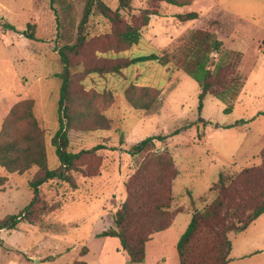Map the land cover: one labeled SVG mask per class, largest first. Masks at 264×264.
Segmentation results:
<instances>
[{
    "label": "rangeland",
    "instance_id": "obj_1",
    "mask_svg": "<svg viewBox=\"0 0 264 264\" xmlns=\"http://www.w3.org/2000/svg\"><path fill=\"white\" fill-rule=\"evenodd\" d=\"M102 1L113 11L119 8V0ZM60 2L63 4H56V8L62 26L57 28L50 0H0V111L17 96L21 98L13 102L11 110L20 102L34 101V115L46 130L51 170L59 167L50 145L58 130L61 81L56 75L63 72L59 50L76 42L87 0ZM131 7V12L121 11L119 30L139 21L146 11L158 15L151 16L148 26L142 28L137 45L118 54H102L118 49L119 42L113 27L94 14L88 25L87 45L74 63L92 64L99 62V57L136 60L162 52L170 55L172 63L163 66L153 60L139 61L121 76L93 74L82 84L75 79L79 102L73 111L88 116L77 123V129L68 131V151L76 154L100 145L105 149L83 155L79 172H69L67 182L55 180L40 188V204L29 221L22 216L17 229L1 233L0 264H73L87 247L85 241L92 231L115 227V215L127 200L126 187L131 179L151 175L154 167L144 165L151 163V157L166 153L178 171L172 186V210L183 213L177 215L161 254L150 251L148 262L143 264H178L172 241L185 233L192 215L212 201L213 196L207 193L219 174L236 175L260 165L259 155L264 148V0H194L185 7L158 0H133ZM192 12L199 15L196 21L181 22L177 18ZM8 24L18 33L8 30ZM29 24L35 26L36 41L21 34ZM199 29L216 34L225 49L243 53L238 69L242 79L239 96L224 104L209 95L201 112L199 84L178 71L173 61L174 56H182L184 42L192 31ZM82 71L81 67L72 68L71 74L82 78ZM25 90L30 93L27 99L22 98ZM127 91L132 97L145 96L148 100L158 94L157 110L133 108ZM229 106L233 111L227 114L224 110ZM99 115L110 121V130L90 131ZM235 124L239 125L232 126ZM22 127L23 124L19 128ZM175 131L179 133L172 139L156 141L144 154L130 155L133 145L150 137L170 136ZM37 172V167L24 175L7 172L12 175L9 184L0 181V187L5 186L0 190V221L20 214L29 205L33 195L29 183ZM78 177L89 179L92 185H84L81 179L82 186L75 191ZM131 189L137 191L138 187L132 183ZM92 209L90 217L77 221L79 215ZM231 242L234 264H264V215L245 233L232 235ZM91 247L95 248V244L91 243Z\"/></svg>",
    "mask_w": 264,
    "mask_h": 264
},
{
    "label": "trees",
    "instance_id": "obj_2",
    "mask_svg": "<svg viewBox=\"0 0 264 264\" xmlns=\"http://www.w3.org/2000/svg\"><path fill=\"white\" fill-rule=\"evenodd\" d=\"M61 0H50L51 10L55 13L57 28L62 26L56 4H63ZM133 0H119V8L113 11L102 0H87L83 17L78 27L77 40L73 45H64L59 50L63 72L56 75L61 81L58 98V130L50 140L55 149L59 167L56 170L49 168L48 142L46 130L43 129L35 115L33 100L20 102L12 108L0 132V166L9 174L24 175L33 167L38 168L37 174L30 181L29 187L33 191L32 201L18 215H9L0 221L1 232L15 230L22 223V216L29 221L34 208L40 204V188L55 180L67 182L69 172H79V160L83 155L105 149L101 145L90 151L71 153L68 151L70 140L68 131L77 129V123L88 115H77L73 108L79 99L74 89L75 79L82 82L89 75L101 77L107 75L121 76L123 71L136 62L153 60L163 66L172 63L167 52L153 54L136 60H109L99 57V62L92 64L78 62L74 58L83 53L88 42V25L91 17L98 14L112 27L117 36L118 49H108V52L120 53L131 49L141 40L142 28L148 26L151 16L157 13L144 12L137 22L126 25L119 30L122 23L121 11L131 12ZM176 7L191 5L194 0H158ZM181 22H192L199 18L198 13L178 15ZM10 31L18 33L12 25H5ZM35 26L29 24L22 35L31 41H36ZM98 56V55H97ZM218 58H217V57ZM243 53L227 50L223 41L208 30H194L183 45L181 57H173L174 66L178 71L187 74L200 87L199 111L207 96H213L222 103L234 101L242 89V79L239 67ZM81 67L82 78L71 74L72 68ZM132 86L131 89H135ZM140 91H143L142 89ZM126 97L133 108L146 112H155L158 108V94L155 99L148 100L145 96L132 97L129 91ZM156 103V105H155ZM154 104V105H153ZM153 105V106H152ZM233 107H227L224 112L231 113ZM94 128L90 131H108L110 121L99 115ZM23 124L22 128H19ZM25 125V126H24ZM235 124L232 126H238ZM232 126H228L230 128ZM24 128V129H23ZM85 130V129H81ZM88 131V130H85ZM175 131L170 136H155L133 145L130 155L135 157L144 154L155 142H165L178 134ZM261 163L258 166L247 168L236 175L221 172L218 181L210 188L207 195L213 196L212 201L192 215L191 222L180 237L177 244V253L180 264H231L233 244L232 235L245 233L250 226L264 215V148L260 153ZM147 167H154L151 175L146 178L135 175L127 185V200L115 215V227L103 232L100 237L117 238L122 250L128 255L131 264H143L146 259V246L154 235L167 231L173 226L176 216L182 211H173V182L178 171L173 158L169 154L151 157ZM154 171V173H153ZM153 174V175H152ZM94 177V176H92ZM6 180L1 178L0 181ZM132 183L138 187L132 191ZM192 204L195 201L192 199ZM196 209V208H195ZM88 253L83 248L81 256ZM73 264H88L85 261H75Z\"/></svg>",
    "mask_w": 264,
    "mask_h": 264
},
{
    "label": "crops",
    "instance_id": "obj_3",
    "mask_svg": "<svg viewBox=\"0 0 264 264\" xmlns=\"http://www.w3.org/2000/svg\"><path fill=\"white\" fill-rule=\"evenodd\" d=\"M27 85H28V89H29L30 84H27ZM25 91L26 92L24 94H22L23 99H27L30 96V93L27 92L28 90H25ZM20 98H21L20 96H17L13 100H11L12 103L10 105H7V106L5 105V107H3V109L0 111V131H1L2 123L4 121L3 118H5L7 116V114H9V112L11 110L10 108H11V105L13 104V102L19 100ZM170 139H172V138H170ZM0 168H1L0 169V175H1L0 179L6 178V184H9V180H10L9 178L12 175H8L7 171L4 168H2L1 166H0ZM81 179L84 181V185H86L88 187L92 185V181H90L89 179H84L83 177H78L76 180L78 186H77V189H75V191H77L82 186L81 184L83 181L81 182ZM4 188H5V186H1L0 190H3ZM55 194H57V193H55ZM102 195L108 196L109 193L102 194ZM32 198H33V195H32ZM32 198H31V201H32ZM101 205H103V202L101 203ZM102 211H103V208H101V212ZM93 212H94V210L92 209L91 211L87 212L85 215H79L77 217V221L86 220V218L90 217L91 213H93ZM181 213H183V212H181ZM98 220L100 222L103 221L102 217H99ZM174 222H175V220H174ZM173 225H174V223H173ZM171 229H172V227L170 229H168L167 231H164V232H161V233L154 235L153 239L149 243H147L145 263H147L149 260L148 257H149L150 251H152L153 253L155 252L156 255L161 254L164 244L168 242V240H166V239H169L168 237L171 236V235H169L171 233ZM107 230L108 229H104L101 232L92 231L88 235V237L85 241V243L87 245V247L86 246L85 247L88 249V253L85 256H81V254H80L81 251H80L79 252V259L76 261L82 260V261L87 262L88 264H129V262H130L129 257L122 250L120 241L117 238L100 237V235ZM177 239L178 238H176L172 241L173 246L176 247V252H177V244H178V241L180 238L178 240ZM91 243L95 244V248L91 247ZM232 253H233V250H232ZM232 253H231V255H232ZM32 258H34V257H30L29 259L31 260ZM178 259H179V256H178ZM40 262H37V264ZM234 262H235V260L231 257V264H234ZM157 264H161V263L157 262ZM178 264H180V262Z\"/></svg>",
    "mask_w": 264,
    "mask_h": 264
}]
</instances>
